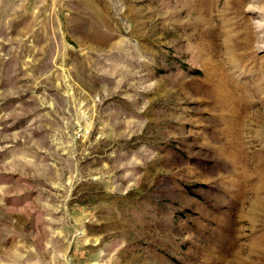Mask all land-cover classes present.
Here are the masks:
<instances>
[{"label": "rangeland", "instance_id": "1", "mask_svg": "<svg viewBox=\"0 0 264 264\" xmlns=\"http://www.w3.org/2000/svg\"><path fill=\"white\" fill-rule=\"evenodd\" d=\"M0 264H264V0H0Z\"/></svg>", "mask_w": 264, "mask_h": 264}]
</instances>
